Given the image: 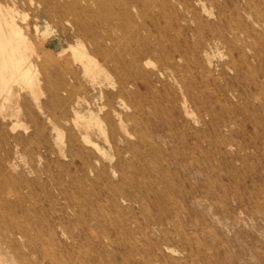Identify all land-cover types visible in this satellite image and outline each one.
Masks as SVG:
<instances>
[{
  "label": "rangeland",
  "instance_id": "rangeland-1",
  "mask_svg": "<svg viewBox=\"0 0 264 264\" xmlns=\"http://www.w3.org/2000/svg\"><path fill=\"white\" fill-rule=\"evenodd\" d=\"M7 6L0 264H264V0Z\"/></svg>",
  "mask_w": 264,
  "mask_h": 264
},
{
  "label": "bare ground",
  "instance_id": "bare-ground-1",
  "mask_svg": "<svg viewBox=\"0 0 264 264\" xmlns=\"http://www.w3.org/2000/svg\"><path fill=\"white\" fill-rule=\"evenodd\" d=\"M5 2L4 6L0 1V87L9 86L11 88L12 84L21 85L22 83L33 86L36 80V68L39 63L45 67L46 61L41 59L31 41L27 40L25 33L23 34V31L17 26L16 9L7 6L8 2L17 4L18 0H5ZM104 40L108 41L109 38ZM79 47H71L72 54L79 55L81 63L87 69L82 59L85 58L88 61L91 59L87 51L84 50L85 48L81 51ZM87 65L89 66V64ZM95 119L97 123L100 121L99 117Z\"/></svg>",
  "mask_w": 264,
  "mask_h": 264
}]
</instances>
